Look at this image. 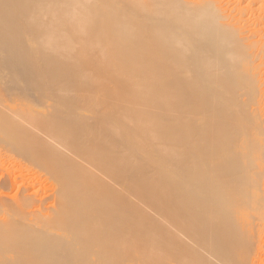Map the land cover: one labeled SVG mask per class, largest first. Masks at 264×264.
<instances>
[{
	"label": "bare ground",
	"instance_id": "6f19581e",
	"mask_svg": "<svg viewBox=\"0 0 264 264\" xmlns=\"http://www.w3.org/2000/svg\"><path fill=\"white\" fill-rule=\"evenodd\" d=\"M263 11L0 0V264H140L143 238L153 264H264ZM99 78L119 93L77 91Z\"/></svg>",
	"mask_w": 264,
	"mask_h": 264
},
{
	"label": "rangeland",
	"instance_id": "374dc122",
	"mask_svg": "<svg viewBox=\"0 0 264 264\" xmlns=\"http://www.w3.org/2000/svg\"><path fill=\"white\" fill-rule=\"evenodd\" d=\"M263 13H264V11H263ZM264 15V14H263ZM248 17V16H247ZM250 17H251V19L252 20H254L255 18H257L256 16H255V18L254 17H252V16H250L249 15V19H250ZM261 26H263L264 27V24H262ZM95 72V71H94ZM95 73H97V74H99L100 75V73H98V72H95ZM9 75V73L8 72H6L5 70H0V82L1 81H4L5 80V77H7ZM102 78H99V80L101 81H95V83H93V82H89V83H87V86H89V87H86V83L85 84H83L84 85V87H83V89L84 90H86V88H87V90L86 91H84L82 88H79V90L77 89V88H75V89H77V91L81 94V95H83V96H89V97H87V98H89V99H91L90 98V96L92 97H94V95H95V99L93 98L92 100H97L98 98L97 97H99V99H100V96L101 97H103L104 99H106V98H110V94L109 93H111V92H114L112 89L114 88V90L115 89H119V84L117 85V84H115V85H113L114 83H117V82H112V84L111 85H113L112 87H111V85L110 86H108L107 84H110L107 80H105L104 81V79H102ZM96 82H97V85H99V83H101L100 85H99V87H103V85H104V89L103 90H101L100 92H99V87H98V92H97V90H95L94 88L96 87L94 84H96ZM104 82H105V84H104ZM106 82H108V83H106ZM88 84H90V85H88ZM91 84H93L95 87H92V85ZM82 85V86H83ZM116 85L117 86H119V87H117L116 88ZM110 87V88H112V89H110V88H108V87ZM92 87V88H91ZM96 87V88H97ZM107 87V88H106ZM75 89H73V93H75ZM81 89V90H80ZM88 89H89V92H90V90L91 89H93V92L92 93H94V91H96L95 93H94V95L92 94V95H90V93H89V95H87L88 94ZM100 89H102V88H100ZM112 90V91H109V93H106V92H108V91H106V90ZM75 90V91H74ZM85 92V93H83L82 94V92ZM78 92H76V94L78 93ZM117 92V91H116ZM115 92V93H116ZM101 93H106V94H104V96H103V94H101ZM114 93V95L116 96V94ZM118 93H119V90H118ZM70 94V93H69ZM72 94V93H71ZM70 94V95H71ZM85 94V95H84ZM109 94V96H105V95H108ZM99 95V96H98ZM112 95H113V93H112ZM111 95V96H112ZM72 96V95H71ZM115 96H112V97H115ZM106 97V98H105ZM111 97V98H112ZM10 99H13L14 97L13 96H11V97H9ZM103 98H101V99H103ZM128 114H130V115H132L131 113H129L128 112ZM152 117V114L151 115H148V117L146 116V117H142V120H141V151H142V164H143V166H144V168H146V169H148L149 171L151 170H153V168H155V167H160L161 168V166L163 165V164H165V163H167V161H168V158H166V156L167 155H164L163 153H166L167 151H168V145H167V143H163V137H162V133H157V134H155L154 133V131H156V130H154V127H151L150 126V120H151V117ZM128 124H131L130 122H127ZM149 125V126H148ZM152 129V130H151ZM157 135H158V137H157ZM160 135V136H159ZM160 137V138H159ZM162 137V138H161ZM152 139V140H151ZM154 139V140H153ZM161 139V141H159ZM166 144V145H165ZM167 148V149H166ZM166 149V150H165ZM148 150H149V152H148ZM146 151V152H145ZM162 151V152H161ZM156 152V153H155ZM168 153H169V151H168ZM154 156V157H153ZM163 157H164V159H163ZM144 158V159H143ZM154 162H153V161ZM163 161V162H162ZM3 165H4V162L3 161H0ZM145 162V163H144ZM148 162V163H147ZM147 163V164H146ZM149 163H151V164H149ZM5 166H7L6 164H5ZM153 166V167H152ZM152 168V169H151ZM1 176V175H0ZM46 187H48L47 185H45ZM14 194H15V192L13 191V192H11L10 194H9V196H14ZM144 204V205H143ZM143 207V208H142ZM145 208H147V209H145ZM141 209H142V218H143V221H144V223L145 222H147L148 224L149 223H151V222H153V220H155L154 218H155V214H154V210H153V205H151V204H147L145 201H143V202H141ZM147 213V214H146ZM152 213V214H151ZM144 215V216H143ZM151 215V216H150ZM145 216H146V218H145ZM152 217H154V218H152ZM149 218H150V220H149ZM151 219H152V221H151ZM150 238H146V240H145V238H143V240L140 242V245H141V248H140V253L142 254L141 256V259H140V264H153V263H155V254L153 255V252H154V250L152 249L153 247V244H152V239H150ZM148 246V247H147ZM149 250H148V249ZM146 250H147V253H146ZM152 251V252H151ZM148 255V256H147ZM153 255V256H152ZM146 256V257H145ZM147 258V259H146ZM149 258V259H148ZM152 258H154V259H152Z\"/></svg>",
	"mask_w": 264,
	"mask_h": 264
}]
</instances>
